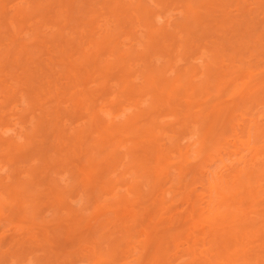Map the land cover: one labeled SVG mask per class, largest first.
Instances as JSON below:
<instances>
[{
    "label": "bare ground",
    "instance_id": "6f19581e",
    "mask_svg": "<svg viewBox=\"0 0 264 264\" xmlns=\"http://www.w3.org/2000/svg\"><path fill=\"white\" fill-rule=\"evenodd\" d=\"M64 1L63 0H47V2L46 1L43 2L40 0L39 2H37L36 6H37L39 11L47 12L48 14L53 10V14H50V16H51V18H53V20L57 24H59L58 23L59 17L62 16V19H61L62 23H60V25H59V32L53 38L56 39L55 40L56 43L54 42L56 44V47H58L59 50L61 51V53H63V54H61L62 56L60 55L61 59L58 60V62L61 65L60 67L63 66V69L61 72H63V74L67 73L66 76H68V74L71 73L70 75L72 77L71 76L68 77L69 78L68 83H65V85L62 83L63 86H61V84H58L55 82L53 83V80L49 79V78H51L49 73L48 72L44 73L46 71L45 67H47V66L51 67V65H49V64L53 65L55 63V62L51 63L54 61V59L52 61V59L48 57L47 59L49 61H48L47 65L45 64L43 59L40 60L38 62L39 64L38 63L36 64V65H38L39 69L35 65V68L37 70L36 71L30 70L29 71L30 73H29L28 77L26 78L25 82L26 81L30 82V80H32V79L33 80L34 79L39 80V78H41V76H42L41 74H43V73L45 75V78L49 75L50 77L48 76L49 77L48 79L46 78L44 82L42 81L43 83H40V84H43L42 85L43 88L45 86L47 87L46 90H44L43 88L39 90L40 92L42 90V94H43L42 96H45L44 94L48 95L47 93H49V94L52 93L53 90H55L56 92L54 91L55 93H52V97H53V95H56V96L60 95V94L63 95V94H67V91L69 90V93H70L69 97L71 100V104L73 105L74 115L76 116L80 112V110L85 109L86 111H88V113L90 115V116H88L89 120L87 119V122H88V123L86 122L87 125H83V127L81 126L79 129H77V127H75L77 130H75L74 127H69L70 128L69 131H68V129H65V128L63 130L62 128H60V126H61L60 121H62V120H60L61 116H62L61 115L62 110H60L59 105L56 103L57 105L54 104L56 106L53 105V107H51V106L49 107V106H45V104H43V102L38 103V105H41L40 108L42 109V110H40V112L44 116L45 115L50 116L48 119H49V121H51V123L49 121L46 122L47 118L45 120H42L43 115L41 116V114L38 113L40 115V118H42V119L40 120V118L37 117L38 119L35 120V121H37L35 123L37 128H35V125H34L35 130L32 128V131L34 130L32 132V134L31 133L30 134L24 133L26 135V136L24 135L26 138L25 141L27 143L29 142L28 144L33 143L32 142V139H34L33 136L37 132L41 131L42 135L43 134L45 135L44 137L47 136L46 137L47 142L48 143H49V141L52 142V143L50 142L51 146L49 145L50 148L47 147V149H46V148H44L45 146L43 147V145H41L42 148L44 149V151L42 148L38 149L42 152H40V154L37 153L39 156V157L37 156V158H39L40 161L36 159L37 162L39 161L37 164H39V163L40 164L38 166L35 165V166L29 167L27 177L36 186H34L32 183H30L31 187L25 185L26 183L25 184L21 183L22 185H20V184L17 185V182L20 183V181H18V180L15 181L14 183L7 184L8 183L7 182L5 184L6 186L4 188L6 189L7 193L6 194H5V192H2V193L5 194L4 197L8 196L9 201L7 203L8 204L11 203V204L9 206L6 203V200H4L5 198L2 197L4 194L0 195V213L3 212L5 214H10V215L11 214H23V216H25L27 218L29 217L28 218L29 220L36 219V217L42 212L41 206L43 205V203L41 204V202L39 201L40 200L39 195H42V193L38 194L36 192V190L40 189L39 187H37V185H38L37 183L40 180L35 181V179H37L35 177L40 176L42 169H45L47 167L49 168V166L52 164L54 166H57L56 168L59 167L60 169H63V172L69 171V173H70L69 176L73 180L72 181L70 179H66L67 180L66 183H68L67 185H69L68 187H67V185L62 187L61 184H65L64 183L65 181L63 183L60 182V186H61L60 187L58 184H56L57 182L59 183V181H57L58 177H57V179H55L56 177H54V175L52 176L50 174L52 177L49 178V176L46 174V177L48 176L47 177L48 179L46 180L47 182L43 183V184H45V185L48 184L49 186L47 185L48 186L47 188L50 187L48 189L49 191H47V192L49 194H51V196H52V198H50L51 204L50 203H47V204L48 205L50 204V206L53 205L54 209L52 211L55 214V219L59 218L60 215L56 216V214H60V211H62L61 210L62 208H65L66 210H68L67 208L71 207V206L67 207V203L69 202L68 197L74 196V195H71L73 193L80 192L81 195H79V197L80 196L82 197V195L85 196V199L83 198L84 199L83 201H86L87 205L85 204V202H83V204L86 205V206H84L86 208H84V209L81 207H79L80 209L79 208H76V209L70 208L69 214L74 215V217H76V216L80 217L81 216V217L85 218V220L80 219V220H82L81 223L84 222L85 225L84 224L79 225L77 223L80 226V229H83V228L84 229L83 230L79 229L80 232L77 231V233L79 235L75 236V238H73L74 237L73 235H72L73 237L70 236L71 240L69 239L68 235L67 236L65 235V233H63L65 235L64 237H62L60 235V234H62L61 233L62 231H66V229L61 230V227H59V226H62L61 222H60L59 226H57V227H59L58 228L59 230L56 229L57 227L52 230V231L57 230L56 232L59 233L61 238L57 234V236L56 235L48 236V237H50V239L51 238L53 239V237L56 236L55 239L57 237H59L60 240L62 241L63 239H65V237H67L66 239H68L69 241H66V242H70V241L72 242V243L70 242V244H72V245L67 243V246L69 245L68 247L70 248L68 250H67V247H64L63 249H61L62 246L60 244H59V247L56 245H53L52 240H51L52 245H48L49 243H51L50 239L47 240L48 237H44V239H43L41 236V238L37 237L38 238L37 239L36 235H32V237L34 236L35 238L31 237V239H32L31 243L32 244L30 243L31 246H30V244H28V245H29V247H32V245H33V247H34L33 249H35V252L38 249L37 247H39V249L42 250V249H44V246H47V245L50 247L56 246L62 252V253H57L58 251H56V250L58 248H56V250H55L56 252L54 251V253L49 252V251L54 250L52 248H50L49 251L48 250L46 251V249H45L44 251L46 253H48V254L53 253V254H51V256L50 255L46 256L47 254L44 252V254H46V255H44V254L43 255L47 259L44 256H41L42 258L43 257L45 258V259L43 258L41 260V261H43V263H41V264H59V263L63 264V262H60V261H62V260H60V258L62 256H64L67 252L69 253V255L71 253L72 254L74 253L73 256L74 255L77 256L81 250H82V253H81L82 256H80L81 255L80 254L79 257H83V259H85V261H88L90 264H237L238 260L242 261L243 264H250V263L262 264V263H264V242L257 244L255 246L245 245L244 247H242V244L244 243L243 235L245 234L246 237H248L255 230H257V222L254 220L245 221L244 219H242V217H240L238 219V222H237V214H247V207H245V204H244L245 201L244 200H250L251 203H253V204H260L262 201H264V185L259 183L260 180L262 178H264V123H261V124L256 123L255 124V123H253V121H254V119H253L252 123L249 124V120H250L249 119L248 124L244 125V127H242L244 122L241 123V127H240V125L236 126L237 122L236 123H234V122L237 121V112H238V109H237L238 106L237 105H239L236 102L237 99L235 101L232 100L233 102H231V100L229 99L231 103L229 104V102H227L228 103L227 106L225 105V107L223 106V108H221V109L218 108V110L215 109V107H213V109L201 108V109H198L197 112L192 110V108L194 109V106H193L194 103H196V105L198 106L199 103L203 102L202 100H207V101L212 102V100L214 98L219 97L223 93L224 90H225V93L231 94V92H234V89L237 88V82H235L234 78H232L233 80L231 78L229 79L228 76L232 75V72H236L234 70V68H236L238 64L236 66H234L235 63H233L232 64L233 66L232 65L228 66V64L225 63L224 61H225V59H227L226 58L227 56L230 57V59H234L237 56V54L235 53L236 41H237V45H238L237 47L239 48V50L241 49V51L242 50H245V51L250 50L251 51V49H254V50H257L258 52H261L262 50H264V27L255 26L251 20H246V23L244 22L245 25H241V26L239 25L240 27L237 29V33L233 34L234 36H237V37L239 36L237 39H235L236 41L235 40L230 41V38H227V37L225 39H223V38H221L222 36L220 37V39H223V40L212 39V41H211L212 46H209V47H211L210 48V51H211L210 57L211 58H210V60L207 61V63L205 61L206 66H204V68L206 67V69L202 73L203 75H205V79H204V81H202V83H198V82H196V80H194V75H196V73L198 71L194 65L191 67L188 66V68H187V66L184 67L185 71L183 70V72L178 71L177 68H175L178 72L175 76L172 75L173 77L172 78L170 77L171 78L170 79L166 76V71H167L168 67H166V66L162 67V65L160 64L161 66H159V68H155L156 65L153 62V64L155 66L153 64L149 63L148 65H145V67L143 69H139V71L142 70L141 73L140 72L139 73L142 74V76L144 77L145 83L143 81V83L141 85H143V84L144 85L143 86L139 85L140 87H137L138 83L136 84L137 86H135L132 83L133 79L130 80V77L132 76L131 74L133 73L134 69L132 70V73H130L131 72V67H130L131 64L128 63V59L133 58V57H138V56H140L141 58H144V57H142L143 56L142 54H138V53L137 54H128V52H127V54H124L123 50L120 49V41L122 42V40H120L118 37V34H120L119 32L117 34V33L110 32L111 31L110 30L109 32H107L103 36L102 40L92 39L93 41L92 40L88 41L87 39L89 37L87 39L84 37L85 39H83V36H85L86 34L84 35L83 32L80 33L81 35H83V36H81L79 34V36H81L83 39L82 44L85 46V44L87 45L89 42L88 45H90L92 48L85 50L84 54H82V56L80 57L79 62H76V61H78L77 58H72V56L74 54L73 51H75L74 49L76 48L77 45H76V43L74 45L73 42L70 41V39H69L70 37L68 38V36L66 35L65 28L70 27L73 30H74V28H76V23H75V25H72V27L70 26V24H72L73 23L72 21H74L76 19L74 17V15H75L74 11L77 7L75 8L76 0H68L66 2H64ZM180 1L185 6L184 12L186 14L183 13V14H185V15H183L185 17V19H183V21L179 20V22L177 23V28H176L177 30H175L176 32L174 30L166 32L165 29H162L161 27L160 28L155 27L153 24V21L151 19H149L150 18L149 14H150L151 10L141 0L137 1V3L138 2L139 3L134 8V9H136V11H138V14H139V15H137L138 18L142 19L144 21V24H145L144 26L148 27L147 36L150 37V39H151L155 36V34L156 35L162 34L163 36L166 37L165 40H167V42L165 43L167 51L174 53L173 50L175 49L174 51L178 55L180 54V51L182 49L187 48V50H188V46L190 47L189 44L196 42V40L198 38L210 36L214 32H216L217 29L219 30L220 28H223L225 26V24L228 22V18H229V16L225 13V7H227V5L229 4L227 2H229L231 0H199V1L180 0ZM57 2L60 4V6H63L64 8H62V10H58L59 9L58 8L56 11H54V9L57 7H55L54 9L52 7H53V5L55 6V3H57ZM85 2H86V0H85ZM90 2H92V1H90ZM97 3H98V1H97ZM216 3L223 8L222 9L223 14H221V15H223V17L220 20H217V21H219L218 28L213 30V29H211V28H213V27H211V24L208 25L209 20H211L210 19L211 17L209 18V15L211 13L208 12V10H207V12H204V11H202L201 8L204 6L206 7L207 5L211 6V4L215 5ZM34 4H36V3H34ZM115 5H116V3H115ZM209 8H211V7H209ZM260 8L262 9V11H264V6H260ZM0 9H1V13L3 15V19L5 21L7 19L9 20L8 16L6 15V11H5V3H3V2L0 3ZM120 10H121V8L117 5L115 7H113L112 11L115 12L114 17L116 16L118 18V20H120V21L123 20L121 18L127 19L128 18L127 15L125 14V12H123L124 9H123V11L121 10L122 12ZM250 13H249V16L251 15ZM78 15H80V14H78ZM117 18H116V20H117ZM129 18H131V17H129ZM252 18L253 17L251 16L250 19H252ZM136 20H137V18H136ZM120 21H118V22H120ZM207 21H208V23H207ZM240 21H242V20H240ZM117 23L115 22V24H117ZM215 23H217V22L215 21ZM86 24H87V21H86ZM83 25L84 24L82 23V26ZM121 25L123 26V23L122 24L120 23V26ZM43 26H45V25H43ZM82 26H81V28H82ZM88 26L89 25H86L85 29H87ZM118 26H119V23H118ZM112 27H113V25H112ZM123 27H125V26H123ZM36 28H37V26H36ZM106 28H108V26ZM122 28H120V29H122ZM251 28H253L252 30L253 31L255 30V31L252 32ZM12 29H13V27H12ZM82 30H84V29H81V31ZM87 30L89 31V29H87ZM126 30H129V29H126ZM74 31H76V30H74ZM105 31H108V30H105ZM180 31H183L185 34H187L188 37H187V39H185V42L183 44L178 45V43L176 42L177 40H175L174 38H177L175 35H177V33ZM78 32H80V31H78ZM84 32L86 33V31H84ZM92 32H94V31H92ZM92 32H91V34H92ZM99 32H101V31L99 30ZM120 32H121V30H120ZM165 33H167V34H165ZM36 35H37L36 37H38V34H36ZM227 36H229V35H227ZM31 37H32V35H31ZM81 37H79L78 39L81 40ZM39 40L42 41L41 38ZM228 40H229V42H226ZM43 41L45 42L44 39H43ZM74 42H76V41H74ZM78 43H79V41H78ZM138 43H139V41H138ZM121 45H122V43H121ZM207 45H209V44H207ZM84 46H81V49ZM176 47H178V48H176ZM193 47H199V45L197 43H195ZM63 48H65L64 49L65 53L62 52ZM133 49H135V48H133ZM190 49H191V47H190ZM10 50H12L11 47H10ZM104 50H105V52L111 51V53L113 52L112 54L115 53L116 54L115 56L118 57V60H116L115 62H112L111 64L104 65V66H102V68H99V64L104 62V58L101 57L102 55H105ZM8 51L9 50H7L6 52H8ZM83 51H84V49H83ZM135 51H136V49H135ZM6 52H5V55L7 57L6 62H7V59H10V61H12V60L13 61H16V60L19 61L18 60L19 58L17 57L18 55L15 56V54H13L12 51L9 52L10 54H8V53L6 54ZM43 52H44V50H43ZM129 52L131 53L132 51L129 50ZM109 54H107V55H109ZM29 55H30V52H29ZM158 55H160V54H158ZM184 55H188V52L185 51ZM262 56H264V55H262ZM255 57H256V55H255ZM31 58H32V56H31ZM250 58H251V56H250ZM47 59H45V60H47ZM146 59H148V58H146ZM160 59H161V57H160ZM176 59H175V61H176ZM241 59H242V57H241ZM2 60H4V57ZM260 60H262V59H260ZM109 61H111V60H109ZM142 61H141V63H142ZM249 61H251V60H249ZM26 63L27 62H25V64ZM42 63H43V65H46V66L44 67L42 65ZM77 63H80L79 66L81 65V67H83L85 70L99 68L105 77H107L108 75H112V74L115 75L114 77H115L116 81L118 80L115 83V85L119 86L120 89L122 88L123 93L124 92H126L125 94H128V93L137 94L138 93V95H141V96L146 95V96H148V98L150 97L151 101H149L150 102L148 105L149 107L142 109V110H140L141 106L138 107L139 109L138 110L136 109L137 113L132 117H128L121 124L120 123L116 124L113 121H112L113 123L106 122L107 120H104L103 119L104 117H102V115L99 114L101 112H98V109L96 107L97 105L94 104L92 97L90 98L88 96L90 94H88V95L78 94V93H75L74 90H72L74 86L76 87V83L82 82L81 81L82 80L81 79L82 68L81 67L79 68ZM146 63H148V62H146ZM249 63H246V64L249 65ZM170 64L168 66H170ZM224 64H225V66H224ZM7 65H9V64H7ZM239 66L241 67V65H239ZM49 67H47V68H49ZM224 67H225V69H224ZM52 68H53V66H52ZM204 68H203V70H204ZM226 68H229V69H226ZM252 68H253V66H252ZM79 69H81V70L79 71ZM255 70H257V68ZM246 71L247 72H246L245 77L249 76V78L248 79L246 78L247 80L245 79V81H243L241 83L239 90L243 91L246 88L247 91L244 92L245 94L242 93V95L244 97H246V99L248 97L249 100L250 99L253 100V98H252L253 96H254V98L255 97L257 98V96H256L257 93L264 92V77L253 76V74H252L253 71L250 70V67H246ZM173 72H174V70H173ZM247 73H248V75H247ZM46 74H47V76H46ZM262 75H264V74H262ZM43 76H42V78H43ZM199 76H198V78H199ZM258 76H260V75H258ZM42 78L40 80H42ZM68 78H66V79H68ZM195 79H196V76H195ZM15 80L16 79H14V81ZM2 82L3 81L0 78L1 88H2V84H3ZM44 83H46V85ZM223 84L225 85V87L221 88L220 86H222ZM105 85H106V83H105ZM102 86H101L102 89L106 90L104 87V84ZM11 87L12 86H9L8 88H11ZM6 88H7V85H6V87H4L0 90L5 91ZM39 88H41V86ZM214 89H216V91H218V92L212 93L214 91ZM14 91H17V90L14 89ZM78 92H79V90H78ZM180 94L182 96L183 95L186 96L187 99L185 98V100L183 99V101H181L182 96L180 97L179 96ZM198 94L201 97V102L199 101V103L197 101L194 102L195 100L193 101V99L196 96L199 97ZM42 96H41V98L43 99L44 97H42ZM9 97H11V96L9 95L8 98ZM34 97H38V95L37 96L34 95ZM48 97H49V95H48ZM198 97H196V98H198ZM242 97H241V99H242ZM29 98H30V96H29ZM128 98H130V97H128ZM143 98H145V97H143ZM234 98H237V97H234ZM34 100H36V99H34ZM242 102H245V101H242ZM134 104H135V102H134ZM43 105L45 107H42ZM101 108L104 110L105 109L107 110V108H103V107H101ZM165 109L174 110L171 113H173V116L174 115L176 116L175 122L178 120L177 122L179 125L177 127H175V128L173 127L175 125V123H173V124L171 123L173 126H171L170 123L166 124V122H165V124L160 125L159 122L156 120L157 118L155 119L154 117H151L152 112H158V114L160 115L162 113L161 111H163ZM203 109H206V110H203ZM245 111H247V114H248V110H245ZM192 112L193 113L195 112L197 114L194 113L195 114L194 115ZM104 113H103V115H104ZM240 113H241V111H240ZM238 115H239V113H238ZM173 116H172V118H173ZM241 116H242L241 120L242 119L244 120L245 117H243V114H241ZM252 117H250V118L252 119ZM142 120H143V122H141ZM35 121L33 120L32 123H34ZM252 125H253V127H252ZM231 127L233 128L231 131H232V135L234 137H232V140H230V141L226 140L228 142L225 143L224 145L221 144V139L226 136V131L229 130ZM27 128H28V126H27ZM34 132H36V133H34ZM94 132L97 133V135H95ZM92 134H94L95 136H93ZM180 135H185L188 138H189L188 135H190L191 138L192 137L195 138L194 143H193L195 145V151L193 152L194 154H191L194 156H192L190 158V160H193V158H195L194 159L195 161L198 159H199V161H200V159H204V160L210 159L211 164L213 165L212 166L210 164L209 167L206 166L207 169L203 172V174H201V176L203 177V179H202L203 181H201L202 187H201L200 191H202V189H203V191L200 192V194H199V191H198V193L195 192V194L197 193V195H194L193 197L188 195L189 193L185 194V192L189 187H192L191 184L193 181L196 180V178L199 179L197 176H199L200 173H202V172L198 167L199 165L195 166V164L192 163L193 166H195V167L188 166L189 164L187 162V157H188L187 154L189 153L188 152L189 150H186L185 146H183L182 143L180 144V142H179ZM40 137L42 138V136H40ZM9 138H11V137H9ZM177 138H178V140H177ZM41 142H43V141H41ZM47 142L45 141V143H47ZM15 143H16V141H12V140H8V141H5L3 143L1 142V146H2V144L6 146V148L4 147L5 149H3V150H5V153H7V155H9L7 157L8 158L7 161L9 160L10 164L14 163V160L12 159L13 158L12 155H14V154L11 155V151L14 149H18L14 152H17L20 150L22 151L24 148V145H22L23 147H21V146L19 147L18 146L19 144L17 145V143L16 144ZM27 143H25V145ZM45 145L48 146L47 144H45ZM0 148H1L0 150H2V147H0ZM241 148H242V151H244V150L245 151L240 152L239 149H241ZM38 150H37V152H39ZM228 150H230L234 154V158L232 159V161L227 163L226 156H228ZM50 152H52V153H50ZM239 152L242 153L243 155H240L238 157ZM245 152H246V154L244 155ZM3 153H4V151H3ZM172 155H174V156L177 155V156L174 157ZM25 157H26V155H25ZM19 158L20 157H18V159ZM176 158H178L177 161H175ZM190 160H188V161H190ZM31 162H32V160H31ZM186 162L188 165L186 164ZM32 163H34V162H32ZM48 163H51V164L49 165ZM18 164H20V163H18ZM199 164L201 165V163H199ZM16 165H15V167L13 166L12 172L15 169H16L15 172L18 171ZM52 165L50 167L51 168L53 167V168L52 169L50 168V171H52L54 169L53 172L55 171L54 174H56L58 172L57 170H59V169H56ZM44 166H45V168H43ZM201 167H204V166H201ZM115 170L116 171L120 170L121 171L120 174L123 173V175H120L121 178H123L122 180H121V178L117 179V177H116L117 174H116V172H114ZM198 171H200V173ZM113 173H115V176ZM68 174L66 172V174H64V175H68ZM64 175H63V177L60 176V177H62V178H60V179H62L61 181H63V178L65 179L66 176L64 177ZM122 176H124V177H122ZM201 176H199V177H201ZM0 177H2V176H0ZM114 177H116V178L114 179ZM5 179H6V175H5ZM27 181H29V180H27ZM54 181L55 182L57 181V182L55 183ZM51 182L52 183L54 182L55 184L54 183L52 184ZM70 182H73V183L70 184ZM195 183H197V182H195ZM32 185L34 187V190H32L33 189ZM43 186L44 185L41 184V187H43ZM35 187H37V188H35ZM143 187H145V188H143ZM77 188H80V190H77ZM180 188L183 189V191H181V193H180V199L179 200H181L182 198H185L184 199L185 205L187 203V205L184 207V209H182V211H180L178 209L179 207L176 208V204H175L176 198H175V200H173L176 193H174V197L171 201H169V198L166 199L167 197L165 195V192H169L171 194V192H174L177 189L180 192V190H179ZM43 189H41V190H43ZM191 189H193V188H191ZM195 189H197V187ZM0 193H1V190H0ZM193 193H194V191H193ZM49 194H47V195L49 196ZM108 194H110V195L112 194V195L109 197V196H107ZM167 195H169V194H167ZM186 195H188L189 197H186ZM51 196H49V197H51ZM48 198H46V199H48ZM144 199L146 201V204H143L141 207H139L140 203L143 202ZM79 200L81 201L82 198H80ZM45 202H48V200H46ZM49 202H50V200H49ZM4 203H6L7 206H6V204L3 205ZM237 203L242 204V206L237 207ZM3 206L10 208V209L6 210L8 213H6L4 210L2 211ZM90 206H92L93 210H95L96 213L93 212L94 214H96V215L98 214L97 216L101 215L102 217H105V216L106 217L102 219L101 216H99V220H98L96 218L97 216L94 214L92 215V216H94L93 217L94 219H91L90 218L91 216L90 217L83 216L85 214L84 213L85 209L90 208ZM151 206L153 207L154 210L152 209ZM150 207L152 209V212H151L152 215L150 214L151 217L153 215L154 216L160 215V217H162L163 214H169L168 218H165V220L163 219L165 221V222L163 221V223H164L163 226L155 227L153 230L151 228L149 229V226L150 227L152 226V228H153L154 227L153 225L155 224V222L152 221L154 223L153 225H151V224L149 225V223H152V222H149L148 223L149 226H148L145 224L146 218L145 217H144L145 219L143 218L144 215L141 216V214H143V212L145 210H148V208L150 209ZM63 213L64 212L62 211L61 214H63ZM108 214L109 215L112 214V216H107ZM259 214H264V210L260 211ZM88 215H89V213H88ZM198 217H199V219H198ZM1 218H3V217H1ZM152 218H150V219H152ZM90 220H92V223H93V220H95V221L93 224H91ZM175 220H177V223L180 222V224H181V222H185V223L180 226V224H177ZM59 221H61V220H59ZM160 224H161V222H160ZM82 226H83V228H82ZM246 227H247V229L245 230L244 228H246ZM67 229H69V228H67ZM70 229H72V228H70ZM52 231H49V232L52 234L53 233L56 234L55 231L54 232H52ZM59 231H61V232H59ZM68 231H70V230H67L66 234L67 233L69 234ZM49 232L45 233V234L49 235L50 234ZM43 236H46V235H43ZM7 237L8 236L4 237L3 231H2V233H0V247L1 248L3 247V245H5L7 243L8 244L10 243V245L14 244V246H11V247H10V245H6L9 247V248H7V252H8L9 251L8 249H10L12 247L13 248L16 247V245H18V242H16L17 240L15 241L16 238L13 239L11 237V239H10L11 241L6 243L4 238L6 239ZM59 238H58V240H59ZM41 239H43V240L41 241ZM13 240L17 244L13 243L14 242ZM22 240H24V244H21V245H25V242H28V241H26L27 238H26V240L25 239H22ZM22 240H20V241L22 242ZM38 240L41 243L42 242L43 243L45 242V243L41 244ZM34 241L37 242V245L35 244L36 246L34 245V243H35ZM48 241H49V243H48ZM55 241H57V239ZM63 243H65L64 240L62 241V245H63ZM104 243H106V245H104ZM21 245H19V247ZM65 245H63V246H65ZM42 246H43V248H42ZM29 247H28V249H29ZM1 248H0V251H2V252H0V259H1L0 263L1 264L4 261V259L8 258V256L10 257L12 253H13L12 256H15L14 253H18L21 250V252H19L20 254L18 253L19 255H17L18 256L17 258L20 259L21 253L24 252V254H25V252L28 251L27 249H26L27 251L24 250L25 249L24 246H23L24 249H22V246H21L20 249H18V248H16L17 250L15 249L16 252L11 251V249H10L9 252H11V253H10V255H7V254H9V252L8 253L5 252L6 248L5 249L2 248V250H1ZM33 249L30 248L29 251L31 252V250H32V253H33L34 252ZM83 249L85 252L83 251ZM22 250H24V251L22 252ZM62 250L65 251V253ZM75 252H77V254H75ZM72 254L70 256H72ZM6 255H7V257H6ZM30 255H32V254H30ZM59 256H60V258H59ZM66 256H68V255L66 254ZM37 257L38 256H36V258ZM74 259H76V258H74ZM58 260H59V263H58ZM5 261H7V259ZM65 262H64V264H68V262L67 263H65Z\"/></svg>",
    "mask_w": 264,
    "mask_h": 264
},
{
    "label": "rangeland",
    "instance_id": "374dc122",
    "mask_svg": "<svg viewBox=\"0 0 264 264\" xmlns=\"http://www.w3.org/2000/svg\"><path fill=\"white\" fill-rule=\"evenodd\" d=\"M27 3H26V2ZM31 1V2H30ZM40 0H1L0 1V3L1 2H3V3H5V11H6V15L8 16V18H9V20L7 19L6 21L3 19V15H2V13H1V9H0V78L2 79V88H4V87H6V85H7V88L9 87V86H12L11 88H6V90L5 91H2V90H0V147H2V150H0V169L2 170H0V176H2V177H0V190H1V193L2 192H5V194L7 193V191H6V189L4 188L6 185V183L7 184H9V183H14L15 181H20V183H18L17 182V185L18 184H20V185H22L23 183L25 184V185H27V186H29V187H31V184L30 183H32V181H30V179H28V175H27V173H28V170H29V167H31V166H38L39 164H37L40 160H39V158H37V156H38V154L37 153H39L40 154V152H42V151H40V150H38V149H41L42 148V146L41 145H43V147L44 148H46L47 149V147H49L50 148V146H51V141H49V143L47 142V140H46V137H44L45 135L43 134L42 135V133H41V131L40 132H34V133H36L33 137H34V139H32V142L33 143H30V144H28L25 140H26V138H25V134H32V132L35 130V128H37L36 127V125H35V123L37 122V121H35L36 119H38L37 117H39L40 118V115L39 114H41V116L43 115L41 112H40V110H42L40 107H41V105H38V103L39 102H43V104H45V106H51V107H53V105L54 104H58L59 105V107H60V110H62L61 111V119L60 120H62V121H60V123H61V126H60V128H62L63 130H64V128L65 129H68V131H69V127H77V129H79L81 126L83 127V125H87V119L89 120V117L88 116H90L89 115V113H88V111H86L85 109H82V110H80V112L75 116L74 115V113H73V105L71 104V100H70V93H69V90L67 91V94H63V95H53V97H52V93H55L56 91L55 90H53L52 91V93H47L48 95H49V97H48V95H46V94H44L45 96H42L43 94H42V90H41V92L39 91L40 89H42L43 88V84H40V83H43L44 81H45V79L47 78H49L50 76H51V78H49L50 80H53V83L55 82V83H58V84H61V86H63V84L65 85V83H68V81H69V78L68 77H70L71 75V73L70 74H68V76H66V74L67 73H64L63 74V72H61L62 71V69H63V66L62 67H60L61 65H60V63L58 62V60H60L61 59V54H63V53H61V51L59 50V48L58 47H56V39H54L53 37L59 32V25H60V23H62V16H60L59 17V21H58V23L59 24H57L54 20H53V18H51V16H50V14H53V10L48 14L47 12H42V11H39L38 10V8H37V2H39ZM41 1H43V2H47V0H41ZM64 1V0H63ZM66 1H68V0H65L64 2H66ZM84 1V2H83ZM90 1H92V2H90ZM97 1H98V3H97ZM105 1V2H104ZM137 1H140V0H86V2H85V0H76V4L79 6H77L76 4H75V11H74V13H75V15H74V17L76 18L74 21H72L73 23L72 24H70V26L72 27V25H75V23H76V28H74V30H76V31H74L73 29H71L70 27H67V28H65V32H66V35L68 36V38L70 39V41L71 42H73V44L75 45V43H76V48L74 49L75 51H73V56H72V58H77V60L78 61H76V62H79L80 61V57L82 56V54H84V52H85V50H87V49H90V48H92L90 45H88L89 44V42H88V44L86 45L85 44V46L82 44V41H83V39H87L88 37V41L89 40H92V39H100V40H102L103 39V36L107 33V32H109L110 30V32H113V33H117L118 34V32L120 33V34H118V37H119V39L120 40H122V42L120 41V49L121 50H123V53L124 54H127V52H128V54H142L143 56L142 57H144V58H141L140 56H138V57H133V58H130V59H128V63H130L131 65H130V67H131V72L130 73H132V70H133V73L130 75L131 77H130V80H132L131 82L135 85V86H137V87H140L139 85H141L142 83H143V81H144V83H145V80H144V77L142 76V74H140L141 73V71H139V69H143L144 67H145V65H148L149 63H151V64H153V62H154V64L156 65V67L155 68H159V66H161L162 65V67L163 66H166V67H168L167 68V71H166V76L168 77V78H172L173 76H175L176 74H177V72L178 71H181V72H183V70L185 71V68L184 67H186L187 66V68H188V66L189 67H191V66H195L196 68H197V73H196V75H194V80H196V82H198V83H202V81H204V79H205V75H203L202 73L205 71V69H206V67L204 68V66H206V63H207V61L208 60H210V48L211 47H209V46H212V43H211V41H212V39H215V40H219L220 39V37L221 38H223V39H225L226 37L227 38H230V41H234L235 39H237L238 37L237 36H234L233 34H236L237 33V29L241 26V25H245V23H246V20H251L252 22H253V24L255 25V26H262V27H264V11H262V9L260 8V6H264V0H231V1H229V2H227V3H229L228 5H227V7H225V13L229 16V18H228V22L225 24V26L223 27V28H220L219 30L217 29L216 30V32H214L212 35H210V36H206V37H203V38H198L197 40H196V42H193V43H190L189 45H190V47H191V49H190V47L188 46V50H187V48L186 49H182L181 51H180V54L178 55V54H176V52L173 50V52L174 53H172V52H168L167 51V49H166V42H167V40H165L166 39V37L165 36H163L162 34H158V35H156L155 34V36L153 37V38H151L150 39V37H148L147 36V33H148V27H146V26H144L145 24H144V21L142 20V19H140V18H138V16L137 15H139L138 14V11H136V9H134L135 8V6H137L138 5V3H137ZM143 3H145L146 4V6H148V8L151 10V12H150V14H149V16H150V18L149 19H151L152 21H153V24H154V26L155 27H157V28H162V29H165V31L166 32H168V31H172V30H177L176 28H177V23L179 22V20H181V21H183V19H185V17L183 16V15H185L186 13L184 12L185 10H184V8H185V6H184V4L180 1V0H141ZM193 1H199V0H193ZM245 1V2H244ZM240 2V3H239ZM244 2V3H243ZM262 2V3H261ZM34 3H36V4H34ZM90 3V4H89ZM102 3V4H101ZM111 3V4H110ZM115 3H116V5L117 6H119L120 8H121V10L123 11V9H124V11L123 12H125V14L127 15V19H125V18H121V19H123L122 21H120V20H118V18H117V20H116V18L114 17V15H115V12H113L112 11V9H113V7H115L116 5H115ZM119 4V5H118ZM134 4V5H133ZM217 4V3H216ZM214 5V4H211V6H209V5H207L206 7L204 6V7H202L201 9H202V11H204V12H207V10H208V12H210L211 14L209 15V18L211 19V20H209V23H208V21H207V23H208V25H210L211 24V27H213V28H211V29H216V28H218V24H219V21H217V20H220L222 17H223V15H221V14H223L222 12V7L221 6H219L218 4L217 5ZM243 4V5H242ZM262 4V5H261ZM86 5V6H85ZM95 5V6H94ZM98 5V6H97ZM134 7H133V6ZM111 6V7H110ZM55 7H57V8H55ZM68 7V6H67ZM88 7V8H87ZM209 7H211V8H209ZM258 7V8H257ZM53 9H54V11H56L58 8V10H62V8H64L63 6H60V4L57 2V3H55V6L53 5V7H52ZM87 8V9H86ZM92 8V9H91ZM253 8V9H252ZM110 9V10H109ZM120 10V11H121ZM89 11V12H88ZM112 11V12H111ZM121 11V12H122ZM17 12V13H16ZM20 12V13H19ZM83 12V13H82ZM86 12V13H85ZM251 12V13H250ZM253 12V13H252ZM15 15H14V14ZM55 13V12H54ZM134 13V14H133ZM183 13H185V14H183ZM249 13L251 14L250 16H249ZM18 14V15H17ZM20 14V15H19ZM78 14H80V15H78ZM83 14V15H82ZM44 15V16H43ZM15 16V17H14ZM251 16L253 17L252 19H250L251 18ZM43 17V18H42ZM78 17V18H77ZM86 17V18H85ZM93 17V18H92ZM113 17V18H112ZM129 17H131V18H129ZM241 17V18H240ZM243 17V18H242ZM13 18V19H12ZM89 18V19H88ZM105 18V19H104ZM136 18H137V20H136ZM142 18V17H141ZM214 18V19H213ZM11 19V20H10ZM78 19V20H77ZM91 19V20H90ZM139 19V20H138ZM116 20V21H115ZM141 20V21H140ZM240 20H242V21H240ZM37 21V22H36ZM40 21V22H39ZM44 21V22H43ZM77 21V22H76ZM85 21V22H84ZM86 21H87V24H86ZM113 21V22H112ZM118 21H120V22H118ZM215 21L217 22V23H215ZM240 21V22H239ZM3 22V23H2ZM110 22V23H109ZM115 22L117 23H119V26H118V23L117 24H115ZM129 22V23H128ZM245 22V23H244ZM78 23V24H77ZM82 23L84 24L83 26H82ZM89 23V24H88ZM120 23L122 24L123 23V26H125V27H123L122 25L120 26ZM241 23V24H240ZM91 24V25H90ZM110 24V25H109ZM213 24V25H212ZM217 24V25H216ZM34 25V26H33ZM43 25H45V26H43ZM86 25H89L88 27H87V29H89V31L87 30V29H85L86 28ZM108 26V28H106L107 26ZM112 25H113V27H112ZM240 25V26H239ZM36 26H37V28H36ZM80 26V27H79ZM81 26H82V28H81ZM118 28H116V27ZM12 27H13V29H12ZM17 27V28H16ZM93 27V28H92ZM101 27V28H100ZM111 27V28H110ZM122 28V29H120V28ZM128 27V28H127ZM226 27V28H225ZM237 27V28H236ZM236 28V29H235ZM35 31H34V30ZM81 29H84V30H82L81 31ZM92 29V30H91ZM126 29H129V30H126ZM253 28H251V31L252 32H254L253 30H252ZM14 30V31H13ZM44 30V31H43ZM56 30V31H55ZM99 30L101 31V32H99ZM105 30H108V31H105ZM119 30V31H118ZM120 30H121V32H120ZM125 30V31H124ZM227 30V31H226ZM13 31V32H12ZM33 31V32H32ZM39 31V32H38ZM72 31V32H71ZM78 31H80V32H78ZM84 31H86V33L84 32ZM92 31H94V32H92ZM224 31V32H223ZM30 32V33H29ZM37 32V33H36ZM83 32V34L85 35V36H83V35H81L80 33H82ZM91 32H92V34H91ZM99 32V33H98ZM123 32V33H122ZM176 32V31H175ZM11 33V34H10ZM13 33V34H12ZM38 34V37H36L37 35L36 34ZM68 33V34H67ZM71 33V34H70ZM73 33V34H72ZM94 33V34H93ZM101 33V34H100ZM122 33V34H121ZM34 34V35H33ZM50 34V35H49ZM79 34L81 35V36H83V39H82V37L81 36H79ZM165 34H167V33H165ZM229 35V36H227V35ZM247 34V33H246ZM31 35H32V37H31ZM53 35V36H52ZM89 35V36H88ZM232 35V36H231ZM248 35V34H247ZM51 36V37H50ZM99 36V37H98ZM101 36V37H100ZM177 38H174L175 40H177L176 42L178 43V45H181V44H183L184 42H185V39H187V34H185L183 31H180V32H178L177 33V35H175ZM36 37V38H35ZM79 37H81V40L80 39H78ZM85 37V38H84ZM165 37V38H164ZM236 37V38H235ZM11 38V39H10ZM41 38V40L42 41H40L39 39ZM15 39V40H14ZM35 39V40H34ZM43 39L45 40V42L43 41ZM76 39V40H75ZM201 39V40H200ZM223 39H220V40H223ZM124 40V41H123ZM74 41H76V42H74ZM78 41H79V43H78ZM81 41V42H80ZM93 41V40H92ZM138 41H139V43H138ZM236 41V40H235ZM18 42V43H17ZM38 42V43H37ZM41 42V43H40ZM55 42V43H54ZM226 42H229V40L228 41H226ZM121 43H122V45H121ZM195 43H197L198 45H199V47H193L194 46V44ZM41 44V45H40ZM43 44V45H42ZM207 44H209V45H207ZM2 45V46H1ZM23 45V46H22ZM55 45V46H54ZM148 45V46H147ZM236 48H235V53L237 54V56L234 58V59H230V57H226L227 59H225V63H227L228 64V66L229 65H232L233 63H235V65L234 66H236L237 64V67L236 68H234V70L236 71V72H232V75H229L228 76V78L230 79H232V78H234L235 79V82H237V88H235L234 89V92H231V94L230 93H225V90L223 91V93L219 96V97H217V98H214L213 100H212V102H210V101H207V100H202L203 102H201V97H200V95H199V97L198 96H196V97H198V98H194L193 99V101L194 102H198L199 103V101L201 102V103H199V105L197 106L196 105V103H194L193 104V106H194V109L192 108V110H194V111H196L197 112V110L198 109H201V108H209V109H213V107H215V109H217L218 110V108H223V106L225 107V105L227 106L228 105V103L227 102H229V104L231 103V102H233V101H235L236 99V102H237V104H239V105H237L238 107H237V109H238V112H237V121H235L234 123H236L237 122V125L236 126H239L240 125V127H241V123H243V126L242 127H244V125H246V124H248V120H249V124H251L252 123V120L254 119V121H253V123H258V124H261V123H264V92H259V93H257V98L255 97L254 98V96L252 97L253 98V100L252 99H248V97H247V99H246V97H244L243 95H242V93H244V92H246L247 91V89L245 90H239L240 89V86H241V83L243 82V81H245V79L247 78H249V76H247V77H245V75H246V67H250V70H252L253 71V76H257V77H264V75H262V74H264V56H262V55H264V50H262L261 52H258L257 50H254V49H251V51L249 50H247V51H245V50H242L241 51V49L239 50V48L237 47L238 45H237V41H236ZM80 46V47H79ZM81 46H84L82 49H81ZM129 46V47H128ZM10 47L12 48V50H10ZM28 47V48H27ZM78 47V48H77ZM123 49H122V48ZM14 48V49H13ZM133 48H135L136 49V51H135V49H133ZM176 48H178V47H176ZM246 48V47H245ZM244 48V49H245ZM64 49L65 48H63V50H62V52H64ZM78 51H77V50ZM83 49H84V51H83ZM138 49V50H137ZM190 49V50H189ZM230 49V48H229ZM238 49V50H237ZM7 50H9L8 52H6ZM25 50V51H24ZM43 50H44V52H43ZM129 50L130 51H132L131 53L129 52ZM12 51V53L13 54H15V56L16 55H18L17 57L19 58L18 60L19 61H10V59H7V62H6V55H5V52H6V54L8 53V54H10L9 52H11ZM30 52V55H29V52ZM42 51V52H41ZM55 51V52H54ZM60 51V52H59ZM185 51H187L188 52V55H184V52ZM237 51V52H236ZM241 53H240V52ZM257 53H256V52ZM18 52V53H17ZM37 52V53H36ZM90 52V51H89ZM126 52V53H125ZM140 52V53H139ZM250 52V53H249ZM35 53V54H34ZM65 53V52H64ZM104 53H105V55H102L101 57L102 58H104V62H102V63H100L99 64V68H102V66H104V65H108V64H111L112 62H115L116 60H118V57H116L115 55V53L114 54H112L111 53V51H107V52H105V50H104ZM109 54V55H107V54ZM253 55H252V54ZM260 53V54H259ZM40 54V55H39ZM42 54V55H41ZM52 54V55H51ZM81 54V55H80ZM147 54V55H146ZM158 54H160V55H158ZM240 54V55H239ZM23 55V56H22ZM61 55V56H60ZM112 57H111V56ZM150 55V56H149ZM167 55V56H166ZM178 55V56H177ZM183 55V56H182ZM242 55V56H241ZM255 55H256V57H255ZM21 56V57H20ZM31 56H32V58H31ZM40 56V57H39ZM154 56V57H153ZM180 56V57H179ZM250 56H251V58H250ZM3 57H4V60H2L3 59ZM51 58L52 59V61H53V59H54V61L53 62H51V63H54L53 65L52 64H49V65H51V67H49V66H47V67H49V68H47V67H45L46 65H47V63H48V59L47 58ZM116 57V58H115ZM153 59H152V58ZM160 57H161V59H160ZM186 57V58H185ZM241 57H242V59H241ZM260 57V58H259ZM24 58V59H23ZM47 59V60H45V59ZM111 58V59H110ZM146 58H148V59H146ZM165 58V59H164ZM177 58V59H176ZM181 58V59H180ZM44 60V62H45V64L46 65H43V63H42V65L45 67V69H46V71L44 72V73H49V77L47 76V74H46V78H45V75H44V73L43 74H41L42 76H43V78H42V76H41V78H42V80H40L41 78H39V80H37V79H32V80H30V82L29 81H26L25 82V80H26V78L28 77V75H29V71L30 70H32V71H36L37 69L35 68V65L40 61V60ZM175 59H176V61H175ZM260 59H262V60H260ZM109 60H111V61H109ZM130 60V61H129ZM143 60V61H142ZM163 60V61H162ZM248 60V61H247ZM249 60H251V61H249ZM35 61V62H34ZM47 61V62H46ZM141 61H142V63H141ZM151 61V62H150ZM157 63H156V62ZM205 61H206V63H205ZM23 62V63H22ZM25 62H27L26 64H25ZM34 62V63H33ZM146 62H148V63H146ZM164 62V63H163ZM168 62V63H167ZM223 62V63H224ZM250 62V63H249ZM41 63V62H40ZM133 63V64H132ZM136 63V64H135ZM171 63V64H170ZM205 63V64H204ZM246 63H249V65L248 64H246ZM3 64V65H2ZM7 64H9V65H7ZM12 64V65H11ZM25 64V65H24ZM28 64V65H27ZM39 64V63H38ZM79 64L80 63H77V65L79 66ZM142 64V65H141ZM153 64V65H154ZM158 64V65H157ZM161 64V65H160ZM170 64V66H168ZM226 64V65H227ZM134 67H133V66ZM154 65V66H155ZM239 65H241V67L239 66ZM2 66V67H1ZM11 66V67H10ZM17 66V67H16ZM37 66V68H38V65H36ZM42 66V67H43ZM52 66H53V68H52ZM77 66V67H78ZM203 66V67H202ZM224 66H225V64H224ZM233 66V65H232ZM252 66H253V68H252ZM261 66V67H260ZM6 67V68H5ZM22 67V68H21ZM34 67V68H33ZM55 67V68H54ZM81 67V65L79 66V68ZM172 67V68H171ZM231 67V66H230ZM82 68V72H81V81L83 82H80V83H76V87L74 86L73 87V89L72 90H74V92L75 93H78V94H86V95H88V94H90V95H88L90 98L92 97V100H93V102H94V104L95 105H97L96 107H97V109H98V112H105L104 113V115H103V113L101 114V113H99L100 115H102V117H104L103 119L104 120H107L106 122H109V123H116V124H121L122 122H124L128 117H132V116H134L137 112V110L139 109L138 107H140V110H142V109H145V108H148L149 106V101H151V98L149 99L148 98V96H146V95H144V96H141V95H138V93L137 94H135V93H128V94H125L126 92H124L123 93V89L121 88H119V86H116L115 85V83L118 81H116V79H115V75H108L107 77H105L104 76V74L102 73V71L99 69V68H94V69H89V70H85L83 67H81ZM161 68V67H160ZM175 68H177V70L175 69ZM202 68V69H201ZM203 68H204V70H203ZM257 68V70H255ZM39 69V68H38ZM44 69V68H43ZM171 69V70H170ZM182 69V70H181ZM200 69V70H199ZM224 69H225V67H224ZM226 69H229V68H226ZM81 69H79V71H80ZM173 70H174V72H173ZM76 71V70H75ZM137 71V72H136ZM170 71V72H169ZM251 71V72H252ZM256 71V72H255ZM17 72V73H16ZM78 72V71H77ZM140 72V73H139ZM168 72V73H167ZM173 72V73H172ZM176 72V73H175ZM199 72V73H198ZM260 72V73H259ZM62 73V74H61ZM136 73V74H135ZM171 73V74H170ZM24 74V75H23ZM38 75V74H37ZM173 75V76H172ZM200 75V76H199ZM203 75V76H202ZM247 75H248V73H247ZM258 75H260V76H258ZM39 76V75H38ZM134 76V77H133ZM195 76H196V79H195ZM198 76H199V78H198ZM237 78H235V77ZM11 77V78H10ZM30 77V76H29ZM62 77V78H61ZM72 77V76H71ZM142 77V78H141ZM203 77V78H202ZM66 78H68V79H66ZM170 78V79H171ZM10 79V80H9ZM13 79V80H12ZM14 79H16L15 81H14ZM118 79V78H117ZM135 79V80H134ZM246 79V80H247ZM233 80V79H232ZM237 80V81H236ZM10 81V82H9ZM43 81V82H42ZM47 81V80H46ZM67 81V82H66ZM32 82V83H31ZM10 83V84H9ZM18 83V84H17ZM47 83V82H46ZM46 83H44L45 85H46ZM63 83V84H62ZM105 83H106V85H105ZM138 83V84H137ZM13 84V85H12ZM104 84V87H105V89L106 90H104V89H102V85ZM112 84V85H111ZM137 84V85H136ZM9 85V86H8ZM29 85V86H28ZM85 85V86H84ZM102 87H101V86ZM144 85V84H143ZM143 85H141V86H143ZM41 86V88H39ZM83 86V87H82ZM31 87V88H30ZM221 88H223V87H225V85L223 84L222 86H220ZM1 88V86H0V89H2ZM46 86L43 88L44 90H46ZM82 88V89H81ZM84 88V89H83ZM98 88V89H97ZM100 88V89H99ZM14 89L15 90H17V91H14ZM78 90H79V92H78ZM104 90V91H103ZM237 90V91H236ZM55 91V92H54ZM83 93H82V92ZM98 91V92H97ZM101 91V92H100ZM240 91V92H239ZM37 92V93H36ZM216 92H218V91H216V89H214V91L212 92V93H216ZM7 93V94H6ZM9 93V94H8ZM103 93V94H102ZM4 94V95H3ZM235 94V95H234ZM237 94V95H236ZM245 94V93H244ZM11 96V97H9L8 98V96ZM34 95H38V97H34ZM92 95V96H91ZM234 97H237V98H234ZM243 97H242V96ZM28 96V97H27ZM29 96H30V98H29ZM41 96L42 97H44L43 99L41 98ZM180 97L182 96L181 94L179 95ZM260 96V97H259ZM128 97H130V98H128ZM143 97H145V98H143ZM241 97H242V99H241ZM40 98V99H39ZM140 98V99H139ZM148 98V99H147ZM182 99H181V101H183V99L185 100V98L187 99V97L186 96H182L181 97ZM245 98V99H244ZM32 99V100H31ZM34 99H36V100H34ZM96 99V100H95ZM129 99V100H128ZM133 99V100H132ZM205 99V98H204ZM231 100V102H230V100ZM256 101H255V100ZM32 102H31V101ZM48 100V101H47ZM57 100V101H56ZM140 102H139V101ZM215 100V101H214ZM228 100V101H227ZM233 100V101H232ZM247 100V101H246ZM96 101V102H95ZM138 101V102H137ZM207 101V102H206ZM242 101H245V102H242ZM251 101V102H250ZM258 101V102H257ZM134 102H135V104H134ZM143 102V103H142ZM206 102V103H205ZM249 102V103H248ZM140 103V104H139ZM197 103V104H198ZM204 103V104H203ZM242 103V104H241ZM56 104V105H57ZM224 104V105H223ZM56 105H54V106H56ZM136 105V106H135ZM201 105V106H200ZM216 105V106H215ZM243 105V106H242ZM44 105L42 106V107H45ZM143 106V107H142ZM248 106V107H247ZM20 107V108H19ZM101 107H103V108H107V110L105 109H102ZM217 107V108H216ZM243 107V108H242ZM55 108V107H54ZM101 108V109H100ZM22 109V110H21ZM137 109V110H136ZM214 109V110H215ZM241 109V110H240ZM250 109V110H249ZM100 110V111H99ZM104 110V111H103ZM203 110H206V109H203ZM216 110V111H217ZM245 110H248V114H247V111H245ZM39 111V112H38ZM110 111V112H109ZM170 111V112H169ZM174 110H168V109H165V110H163V111H161L160 113V115L158 114V112H152V116L151 117H154L158 122H159V124L160 125H162V124H165V122H166V124H168V123H175V125L173 126L172 124H171V126H173L174 128L175 127H177L179 124H178V120L175 122V120H176V116L174 115L173 116V113H171V112H173ZM200 111V110H199ZM198 111V112H199ZM240 111H241V113H240ZM251 111V112H250ZM108 112V113H107ZM112 112V113H111ZM255 112V113H254ZM39 113V114H38ZM87 113V114H86ZM193 113V112H192ZM195 113V112H194ZM193 113V114H194ZM238 113H239V115H238ZM46 114V113H45ZM106 114V115H105ZM195 114H197V113H195ZM194 114V115H195ZM241 114H243V117H245V119L243 120H241V118H242V116H241ZM255 114V115H254ZM24 115V116H23ZM245 115V116H244ZM46 116V117H45ZM43 115V119L42 118H40V120L42 119V120H45L46 118V122L47 121H49V117L50 116H47V115ZM172 116H173V118H172ZM253 116V117H252ZM240 117V118H239ZM250 117H252V119L250 118ZM25 119V120H24ZM166 119V120H165ZM169 119V120H168ZM257 119V120H256ZM22 120V121H21ZM31 120V121H30ZM33 120L35 121L34 123H32L33 122ZM66 121V122H65ZM113 121V122H112ZM241 121V122H240ZM28 122V123H27ZM50 123H51V121H49ZM84 122V123H83ZM87 122V123H86ZM141 122H143V120L141 121ZM247 122V123H246ZM30 123V124H29ZM32 123V124H31ZM59 123V122H58ZM86 123V124H85ZM177 123V124H176ZM65 124V125H64ZM81 124V125H80ZM141 124V123H140ZM34 125H35V128H34ZM74 125V126H73ZM254 125V124H253ZM253 125H252V127H253ZM27 126H28V128H27ZM67 126V127H66ZM235 126V125H234ZM255 126V125H254ZM25 127V128H24ZM31 127V128H30ZM32 128L34 129L33 131H32ZM21 129V130H20ZM28 129V130H27ZM73 129V128H72ZM76 128H75V130H77ZM173 129V128H172ZM233 128L231 127L229 130H227L226 131V136L224 137V138H222L221 139V144H225V143H227L228 141H230V140H232V137H234L233 135H232V130ZM31 130V131H30ZM66 131V130H65ZM25 133V134H24ZM23 134V135H22ZM94 134L95 135H97V133H95L94 132ZM94 134H92L93 136H95ZM25 135V136H24ZM232 135V136H231ZM40 136H42V138L40 137ZM189 136V138L187 137V136H185V135H180V137H179V142H180V144L182 143L183 144V146H185V149L186 150H189L188 152L190 153H188L187 154V162H188V164H187V162H186V164L188 165V166H191V167H195V166H198L199 167V169L201 170V172L202 173H200V171H198L199 173H200V175L199 176H201V174H203V172L207 169V167H209L210 166V164H211V160L210 159H200V161H199V159L198 160H194L195 158H193V160H190V158L192 157V156H194V155H191V154H194L193 152L195 151V145L193 144L194 143V139L195 138H191L190 137V135H188ZM9 137H11V138H9ZM184 137V138H183ZM186 137V138H185ZM14 138V139H13ZM183 138V139H182ZM97 139V138H96ZM189 139V140H188ZM8 140H12V141H16V143H17V145L20 147H23L22 145H24V148H23V150L21 151H17V152H14V151H16V150H18V149H14V150H12L11 151V155L12 154H14V155H12V159L14 160V163L13 164H10V161L8 162L7 161V157L9 156V155H7V153H5V150H3V149H5L6 148V146L5 145H3L2 144V146H1V142L3 143V142H5V141H8ZM177 140H178V138H177ZM226 140H228V141H226ZM19 141V142H18ZM41 141H43V142H41ZM45 141L47 142V143H45ZM31 142V141H30ZM51 142V143H50ZM186 142V143H185ZM15 143V144H16ZM23 143V144H22ZM25 143H27L26 145H25ZM45 144H47L48 146H46ZM50 145V146H49ZM5 147V148H4ZM39 147V148H38ZM188 147V148H187ZM193 147V148H192ZM26 148V149H25ZM240 148V147H239ZM1 149V148H0ZM35 149V150H34ZM43 149V148H42ZM37 150L39 151V152H37ZM240 150V152H244V151H242V148L241 149H239ZM3 151H4V153L6 154H4L3 153ZM43 151H44V149H43ZM238 153L237 155H238V157L240 156V155H243L242 153ZM32 153V154H31ZM50 153H52V152H50ZM173 153V152H172ZM177 153V152H176ZM23 154V155H22ZM26 155V157H25V155ZM175 154V153H174ZM246 154V152L244 153V155ZM10 155V156H11ZM23 157H22V156ZM172 156H174V155H172ZM177 156V155H176ZM176 156H174V157H176ZM18 157H20L19 159H18ZM39 157V156H38ZM29 158V159H28ZM234 158V154L230 151V150H228V156H226V160H227V163L228 162H230V161H232V159ZM17 159V160H16ZM34 159V160H33ZM39 160L38 162H37V160ZM12 160V161H13ZM31 160H32V162H34V163H32L31 162ZM178 160V158H176V160L175 161H177ZM188 160H190V161H188ZM24 161V162H23ZM192 161V162H191ZM194 161V162H193ZM198 161V162H197ZM210 161V162H209ZM31 162V163H30ZM207 162V163H206ZM9 163V164H8ZM19 166H17L16 164ZM18 163H20V164H18ZM24 163V164H23ZM99 163V162H98ZM195 164V166H193V164ZM199 163H201V165L199 164ZM23 164V165H22ZM49 165L51 164V163H48ZM197 164V165H196ZM208 164V165H207ZM2 165V166H1ZM5 165V166H4ZM15 165H16V167H17V172H15V170L12 172V169H13V166L15 167ZM21 165V166H20ZM47 165V164H46ZM45 165V166H46ZM48 165V166H49ZM52 165V164H51ZM50 165V166H51ZM212 165V164H211ZM45 166L43 167V168H45ZM49 166V168L47 167V168H45V169H42V172H41V175L40 176H38V177H35V178H37V179H35V181L36 180H40L37 184L39 185H37V187H39L40 189H38V190H36V192L38 193V194H41L42 193V195H39L40 196V202H41V204L43 203V205L40 207L41 208V210H42V212L36 217V219H34V220H29L27 217H25V216H23V214H5V213H0V233H2V231L4 232V237L5 236H8L6 239L4 238V240H5V242L7 243V242H9V241H11L10 239H11V237L14 239V238H16L15 239V241L16 242H18V245H16V247H12V248H10L11 249V251H13V252H16V248H18L19 247V245H21V244H24V240H22V239H25L26 240V238H27V240L26 241H28V242H25V245H21L22 246V249H24L25 251H27V252H25V254H24V250H22V252L23 253H21V255H20V259L19 258H17L18 256L17 255H19L20 253L19 252H21V250L18 252V253H14L15 254V256H12V254H11V256L9 257L8 256V258H5L4 259V261L7 259V261H3L2 262V264H41V263H43V261H41L45 256L44 255H46V256H48V255H50L51 256V254H53L54 253V251L56 250V248H58L59 247V244L62 246V248L61 249H63L64 247H67V250L68 249H70L68 246H67V243L68 244H70V242H66V241H69L68 239H66L67 237H65V239H63L64 240V242L65 243H63V245H65V246H63L62 245V241L60 240V235L62 236V237H64L65 235L67 236L68 235V237H69V239H70V236H72L73 238H75V236H77V235H79L78 233H77V231H79V229H80V226L79 225H81V224H84V222L83 223H81L82 222V220H80V219H83V220H85V218H83V217H79V216H76V217H74V215H71V214H69V212H70V208H79V207H81V208H86V207H84V206H86L87 204H86V201H83L84 199H85V196H83L82 195V197L80 196L79 197V195H81L80 194V192H76L77 190H80V188H77V190L75 191L76 193H73V194H71V195H74V196H72V197H68V203H67V207H70V208H67L68 210H66L65 208H62L61 210L64 212L63 214H61L62 213V211H60V214H56V216L58 215H60L59 216V218H56L55 219V214L53 213V209H54V207H53V205L52 206H50V204H51V199L50 198H52V196H51V194H49L47 191H49L48 189L50 188H47L48 186L47 185H45V184H43V183H46L47 181V177L49 176V178H51L53 175H54V177H56L55 179H57V177H58V180L57 181H59V183L57 182H55L56 184H58L59 186H60V182H64L65 184H61L62 185V187H64L65 185H67L68 183H66V179H70V180H72L71 179V177L69 176L70 175V173H69V171H64L63 172V169H60L59 167L58 168H56L57 166H54V165H52V166H54L56 169H59V170H57L58 172L56 173V174H54V172H53V170L52 171H50V167ZM120 166V165H119ZM201 166H204V167H201ZM207 166V167H206ZM213 166V165H212ZM201 167V168H200ZM4 168V169H3ZM19 168V169H18ZM27 168V169H26ZM53 168V167H52ZM51 168V169H52ZM120 169V168H119ZM198 169V170H199ZM203 169V170H202ZM11 170V171H10ZM45 171V172H44ZM8 172V173H7ZM49 172V173H48ZM52 172V173H51ZM66 172H67V174L68 175H64V174H66ZM114 172H116V174H117V179H119V178H121V176L120 175H123V173L122 174H120V170H115ZM63 173V174H62ZM10 176H8V175ZM26 174V175H25ZM46 174L48 175L47 177H46ZM52 176H51V175ZM114 174V176H115V173H113ZM5 175H6V179H5ZM63 175H64V177H65V179L63 178V181H61L62 179H60V178H62L63 177ZM60 176H62V177H60ZM199 176H197L199 179H197L196 178V180L195 181H193L194 183L195 182H197V183H193L192 182V184H191V186L192 187H189L187 190H186V192H185V194L187 193H189L188 195H190V196H194V195H197V193H198V191H199V194H200V192H202L203 191V189H202V191H200L201 190V187H202V182L201 181H203L202 179H203V177L201 178V177H199ZM116 177H114V179L116 178ZM122 177H124V176H122ZM2 178V179H1ZM9 178V179H8ZM27 178V179H26ZM42 178V179H41ZM123 178H121V180H122ZM27 180H29V181H27ZM69 180V181H70ZM198 180V181H197ZM23 181V182H22ZM68 181V182H69ZM73 181V180H72ZM53 182V183H54ZM4 183V184H3ZM22 183V184H21ZM52 183V182H51ZM50 183V184H51ZM52 183V184H53ZM54 183V184H55ZM71 183H73V182H70V184ZM259 183H261L262 185H264V178H262L261 180H260V182ZM3 184V185H2ZM34 186H36L34 183H32ZM41 184L42 185H44L43 187H41ZM51 184V185H52ZM201 184V185H200ZM33 185H32V187H33ZM194 185V186H193ZM69 185H67V187H68ZM37 187H35V188H37ZM61 187V186H60ZM197 187V189H195ZM200 189H199V188ZM44 188V189H43ZM47 188V189H46ZM117 188V187H116ZM143 188H145V187H143ZM191 188H193V189H191ZM5 189V190H4ZM41 189H43V190H41ZM195 189V190H194ZM32 190H34V187H33V189ZM45 190V191H44ZM180 190V192L178 191V189L176 190V191H174V192H171V194L169 193V192H165V195H166V199H168L169 198V201H171L172 199H173V197H174V193H176V195H175V197H174V199L173 200H175V198H176V200H175V204H176V208L177 207H179L178 209L180 210V211H182V209H184V207L187 205V203H186V205H185V198H182L181 200H179L180 199V193H181V191H183V189H179ZM192 190V191H191ZM44 191V192H43ZM185 191V190H184ZM191 193H190V192ZM193 191H194V193H193ZM195 192H197L196 194H195ZM0 193V195H3L4 193H2L1 194ZM78 193V194H77ZM82 193V192H81ZM5 194L2 196V197H4L5 196ZM47 194H49V196H51V197H49ZM167 194H169V195H167ZM193 194V195H192ZM112 195V194H111ZM110 194H108L107 196H111ZM188 195H186V197H189ZM7 196V195H6ZM199 196V195H198ZM197 196V197H198ZM44 197V198H43ZM49 197V198H48ZM196 197V196H195ZM194 197V198H195ZM5 199L4 200H6V203L9 201V198H8V196L7 197H4ZM46 198H48V199H46ZM80 198H82V200L80 201L79 199ZM84 198V199H83ZM44 199V200H43ZM78 199V200H77ZM3 200V201H4ZM46 200H48V202H45ZM49 200H50V202H49ZM112 200V199H111ZM141 200V199H140ZM196 200V199H195ZM76 201V202H75ZM142 201V200H141ZM245 202H244V204H245V207H247V214H237V222H238V219L240 218V217H242V219H244L245 221H250V220H254V221H256L257 222V230H255L252 234H250L248 237H246V235L244 234L243 235V239H244V243L242 244V247H244L245 245H249V246H255V245H257V244H260V243H262V242H264V214H259V212L260 211H262V210H264V201H262L260 204H253V203H251V201L250 200H244ZM83 202H85V204H83ZM6 203H4L3 205H5ZM47 203H50L49 205L47 204ZM8 204V203H7ZM7 204H6V206H7ZM11 204V203H10ZM10 204H8L9 206H10ZM71 204V205H70ZM143 204H146V201H145V199H144V201L143 202H141L140 203V206L139 207H141ZM6 206H3L2 207V211L4 210L6 213H8L6 210H8V209H10L9 207L7 208ZM76 206V207H75ZM78 206V207H77ZM240 206H242V204H239V203H237V207H240ZM5 207V208H4ZM152 207V206H151ZM151 207H150V209L148 208V210H145L144 212H143V214H141V216L142 215H144L143 216V218L146 220V222H145V224L146 225H148V223L149 222H152V221H154L155 222V224L152 222V223H149V225L151 224V225H153L154 227L152 228V226L150 227L149 225V229L151 228L152 230L155 228V227H161V226H163V221L165 220V218H168L169 217V214H163V216L162 217H160V215H158V216H152L151 217V212H152V209H153V207H152V209H151ZM4 208V209H3ZM51 208V209H50ZM138 208V207H137ZM80 209V208H79ZM90 209V210H89ZM92 209V210H91ZM154 210V209H153ZM84 211V210H83ZM82 211V212H83ZM90 211V212H89ZM148 211V212H147ZM47 212V213H46ZM93 212H95V210H93V207L92 206H90V208H87V209H85V211H84V215L83 216H87V217H90L91 219H94L93 217L94 216H92L94 213ZM98 212V211H97ZM154 212V211H153ZM10 213V212H9ZM46 213V214H45ZM49 213V214H48ZM88 213H89V215H88ZM96 213V212H95ZM145 213V214H144ZM149 213V214H148ZM151 214V215H150ZM94 215H96V214H94ZM98 215V214H97ZM96 215V216H97ZM114 215V214H113ZM7 216V217H6ZM99 216H101V215H99ZM99 216H97L96 218L99 220ZM104 216V215H103ZM107 216H112V214L111 215H107ZM197 216V215H196ZM1 217H3V218H1ZM106 217V216H105ZM105 217H102L101 216V218L103 219V218H105ZM160 217V218H159ZM12 218V219H11ZM89 218V219H90ZM95 218V219H96ZM150 218H152V219H150ZM157 218V219H156ZM197 218V217H196ZM15 219V220H14ZM61 220V221H59V220ZM88 219V218H87ZM164 219V220H163ZM198 219H199V217H198ZM197 219V220H198ZM6 220V221H5ZM144 220V221H145ZM148 220V221H147ZM151 220V221H150ZM2 221V222H1ZM80 221V222H79ZM91 221V224H93L94 223V221L95 220H93V223H92V220H90ZM176 221V223H177V220H175ZM12 222V223H11ZM60 222L62 223L61 225L62 226H59V224H60ZM160 222H161V224H160ZM165 222V221H164ZM79 225H78V224ZM157 223V224H156ZM174 223V222H173ZM185 222H181V224H180V222H178L177 224H180V226L182 225V224H184ZM57 224V225H56ZM97 224V223H96ZM85 225V224H84ZM83 225V226H84ZM57 226H59V227H61V230H65L66 229V231L67 230H70V231H68L69 232V234L67 233L66 234V231H59V232H61L62 234H60L59 235V233L58 232H56L57 230H59L58 228L59 227H57ZM69 226V227H68ZM83 226H82V228H83ZM20 227V228H19ZM28 227V228H27ZM57 227V228H56ZM85 227V226H84ZM54 228H56L57 230H54L55 232H56V234H52V233H50L49 231H52ZM67 228H69V229H67ZM70 228H72V229H70ZM78 230H77V229ZM3 229V230H2ZM10 229V230H9ZM84 229V228H83ZM83 229H80V230H83ZM245 230L247 229V227L246 228H244ZM5 230V231H4ZM19 230V231H18ZM31 230V231H30ZM48 230V231H47ZM45 231V232H44ZM54 231H52V232H54ZM41 232V233H40ZM50 233L49 235L48 234H45V233ZM71 232V233H70ZM80 232V231H79ZM15 233V234H14ZM33 233V234H32ZM63 233H65V235L63 234ZM75 233V234H74ZM39 234V235H38ZM42 234V235H41ZM57 234L59 235V237H57L56 239H57V241H55L56 239H55V237L57 236ZM21 235V236H20ZM32 235H36V238L38 237H40L41 238V236H42V238L44 239V237H48V236H50V235H56L55 237H53V239L51 238L50 239V237H48V239L47 240H49L50 239V242H51V240H52V242H53V245H56V246H58V247H56V246H54V247H50V246H48V245H52V242L51 243H49V241H48V245L47 246H44V249H42V250H40L39 249V247H37L38 249L36 250V252H35V249H33L34 247H33V245H32V247H29V245L28 244H30L31 242H32V239H31V237H32ZM43 235H46V236H43ZM238 235V234H237ZM34 237V236H33ZM32 237V238H33ZM71 237V238H72ZM35 238V237H34ZM37 238V239H38ZM58 238H59V240H58ZM43 239H41V241L43 240ZM20 240H22V242L20 241ZM36 240V239H35ZM40 240V239H39ZM38 240V241H39ZM71 240V239H70ZM14 241V240H13ZM13 242V243H16V242ZM37 241V240H36ZM59 241V242H58ZM61 241V242H60ZM246 241V242H245ZM4 242V243H5ZM35 242V241H34ZM40 242V241H39ZM55 242V243H54ZM57 242V243H56ZM12 243V242H11ZM41 243V242H40ZM43 243V242H42ZM41 243V244H42ZM45 243V242H44ZM43 243V244H44ZM72 243V242H71ZM17 244V243H16ZM32 244V243H31ZM31 244H30V246H31ZM37 245V242H35L34 243V245ZM58 244V245H57ZM6 245H10V243L8 244H5V245H3V249H5L6 248V250H5V252L6 253H8L9 251H10V249H8L9 251L7 252V248H9L8 246H6ZM35 245V246H36ZM70 245H72V244H70ZM104 245H106V243H104ZM11 246H14V244L13 245H10V247ZM21 246L18 248V249H20L21 248ZM23 246H24V248H23ZM60 246V247H61ZM28 247H29V249L31 248V249H33L34 250V252L32 253V250H31V252L29 251V249H28ZM71 247V246H70ZM1 248V247H0ZM2 248H1V250H2ZM42 248H43V246H42ZM50 248H52V249H54L53 251H49L50 250ZM72 248V247H71ZM14 249V250H13ZM16 249V250H15ZM27 249V250H26ZM46 249V251L48 250L49 252H53V253H46L44 250ZM51 249V250H52ZM59 249V248H58ZM56 250V251H58L57 253H62L61 252V250L59 251V250ZM75 249V248H74ZM66 250V249H65ZM55 251V252H56ZM63 251V250H62ZM70 251V250H69ZM83 251H84V249H83ZM0 252H2V251H0ZM44 252L46 253V254H44ZM64 253H65V251H63ZM67 252V251H66ZM85 252V251H84ZM10 253L11 252H9V254H7V255H10ZM36 253V254H35ZM82 253V250L80 251V253H78V257L76 256V255H74L73 256V254H72V256H70L69 255V253L67 252L66 254L68 255V256H66V254L64 255V256H62L61 258H60V256H59V258H60V260H62V261H60V262H63V264H64V262L65 263H67L68 262V264H90L88 261H85V259H83V257H79V255ZM30 254H32V255H30ZM34 254V255H33ZM44 254V255H43ZM75 254H77V252H75ZM7 255H6V257H7ZM28 255V256H27ZM63 255V254H62ZM36 256H38L37 258H36ZM41 256H44L43 258L41 257ZM80 256H82V254L80 255ZM25 257V258H24ZM30 259H29V258ZM23 258V259H22ZM46 258V257H45ZM44 258V259H45ZM58 258V259H59ZM74 258H76V259H74ZM26 259V260H25ZM31 261H29V260ZM47 259V258H46ZM3 260V259H2ZM38 260V261H37ZM16 261V262H15ZM35 261V262H34ZM47 261V260H46ZM0 262H1V259H0ZM20 262V263H19ZM45 262V261H44ZM58 263H59V260H58ZM1 264V263H0ZM59 264H61V263H59ZM237 264H243L242 263V261H240V260H238L237 261ZM250 264H253V263H250ZM262 264H264V263H262Z\"/></svg>",
    "mask_w": 264,
    "mask_h": 264
}]
</instances>
